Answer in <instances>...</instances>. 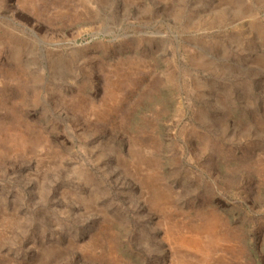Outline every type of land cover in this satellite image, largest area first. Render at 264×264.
Listing matches in <instances>:
<instances>
[{
  "label": "rangeland",
  "instance_id": "rangeland-1",
  "mask_svg": "<svg viewBox=\"0 0 264 264\" xmlns=\"http://www.w3.org/2000/svg\"><path fill=\"white\" fill-rule=\"evenodd\" d=\"M0 264H264V0H0Z\"/></svg>",
  "mask_w": 264,
  "mask_h": 264
}]
</instances>
